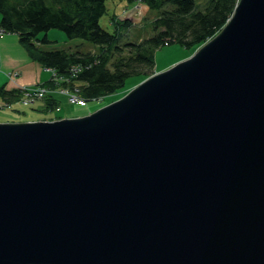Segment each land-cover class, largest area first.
Masks as SVG:
<instances>
[{
    "label": "water",
    "instance_id": "obj_1",
    "mask_svg": "<svg viewBox=\"0 0 264 264\" xmlns=\"http://www.w3.org/2000/svg\"><path fill=\"white\" fill-rule=\"evenodd\" d=\"M0 264H264V0L91 112L0 122Z\"/></svg>",
    "mask_w": 264,
    "mask_h": 264
},
{
    "label": "trees",
    "instance_id": "obj_2",
    "mask_svg": "<svg viewBox=\"0 0 264 264\" xmlns=\"http://www.w3.org/2000/svg\"><path fill=\"white\" fill-rule=\"evenodd\" d=\"M140 2L154 12L151 33L130 41L122 39L117 30L126 31V19L109 22L107 32L98 25L104 12V0H0V28L15 34L20 46L31 60L42 68H50L67 78L70 90L83 99L106 97L122 88L130 75L142 78L153 69V52L158 47L176 43L194 51L214 35L231 14L236 0H124ZM113 19V20H112ZM49 28L60 30L67 38H80L92 44L86 51L44 48ZM73 68H77L72 71ZM43 83H47L45 80ZM18 90L0 85V97L14 101ZM42 110L58 107L52 97L42 98ZM49 120V119H48Z\"/></svg>",
    "mask_w": 264,
    "mask_h": 264
},
{
    "label": "rangeland",
    "instance_id": "obj_3",
    "mask_svg": "<svg viewBox=\"0 0 264 264\" xmlns=\"http://www.w3.org/2000/svg\"><path fill=\"white\" fill-rule=\"evenodd\" d=\"M104 6L105 10L98 17L97 22L98 25L107 32H112L114 30V25L109 22V18L114 16L113 19L115 18V20L124 18L128 21V29L126 31L122 27L117 30L119 36L122 39L137 41L138 39L146 37L151 33L150 20L154 12L147 9L146 6L140 2H132L130 4L126 3L124 0H104ZM43 34L48 40L47 43L42 45L44 48H61L68 51L75 49L86 51L93 48L92 44L80 38H67L60 30L56 28H49L45 32L39 33L37 37H40ZM192 52L193 51H191L189 48L182 47L176 43L162 45L153 52V69H155L156 72L164 70L169 66L187 58ZM153 69L151 74L155 73ZM44 72V79L47 80L49 77V72L46 70ZM144 78L145 77L142 78L139 75L127 76L124 79L122 88L119 91L114 92L109 96L103 97L99 101L86 99L84 105L68 103L67 95L55 90L54 95L59 100L57 110L52 109L41 111L32 107V104L18 105L14 100L15 104L17 105V109L13 110L9 106L1 108L0 119H6V122H23L27 121L26 118L35 117L38 115L40 116L43 115L41 113L46 114L48 112H51L49 115L55 114L58 115L59 118L79 117L101 107L112 100H115L116 98H119ZM1 81L2 80H0V84ZM44 81L40 83H43ZM4 102L5 100L0 97V104H3ZM50 119L53 118L50 117Z\"/></svg>",
    "mask_w": 264,
    "mask_h": 264
},
{
    "label": "crops",
    "instance_id": "obj_4",
    "mask_svg": "<svg viewBox=\"0 0 264 264\" xmlns=\"http://www.w3.org/2000/svg\"><path fill=\"white\" fill-rule=\"evenodd\" d=\"M16 71L17 74L14 76L13 82H11L7 78V73ZM45 70L35 61L28 58L24 49L20 46L17 41V37L15 34L8 33L4 34L0 38V80L1 84L4 85L5 88H14L17 86L23 85H32L36 83H40L45 79ZM156 72L155 69H153ZM59 101V100H58ZM10 103V108L15 110L17 109V105L14 101L8 100ZM59 104V103H58ZM43 101L38 100L32 103V107L42 110ZM49 113H41L43 115H38L35 117L26 118L27 121H35V120H48L51 118H59L58 115ZM0 122H6V119H0ZM9 122V121H7Z\"/></svg>",
    "mask_w": 264,
    "mask_h": 264
},
{
    "label": "built area",
    "instance_id": "obj_5",
    "mask_svg": "<svg viewBox=\"0 0 264 264\" xmlns=\"http://www.w3.org/2000/svg\"><path fill=\"white\" fill-rule=\"evenodd\" d=\"M237 1V0H236ZM236 3V2H235ZM227 20V19H226ZM7 34L0 28V38ZM49 72V77L47 79V83H36L32 85H23L17 86L13 89L18 90V96L15 98L16 103L19 105L32 104L35 101L42 100L44 97H52L53 99H57L54 95L55 90H58L60 93H64L67 95L68 103L75 105H84L85 99L80 97L76 93V89L70 90L67 86V78L61 77L56 74L50 68H43ZM77 68H73L72 71H75ZM17 74L16 71H12L7 73V78L13 82L14 76ZM102 99L101 97L94 98L93 100L99 101ZM58 100V99H57ZM10 106V103L5 100L3 104H0V109ZM58 107H55L54 110H57Z\"/></svg>",
    "mask_w": 264,
    "mask_h": 264
}]
</instances>
